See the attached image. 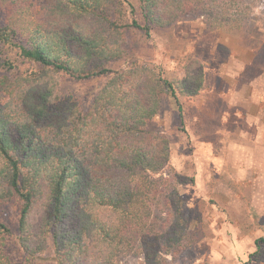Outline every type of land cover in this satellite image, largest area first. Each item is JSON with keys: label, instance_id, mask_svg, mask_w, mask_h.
Masks as SVG:
<instances>
[{"label": "trees", "instance_id": "obj_1", "mask_svg": "<svg viewBox=\"0 0 264 264\" xmlns=\"http://www.w3.org/2000/svg\"><path fill=\"white\" fill-rule=\"evenodd\" d=\"M136 1L146 34L195 14L237 30L250 15L233 0ZM126 4L134 11L131 0H0V207L19 208L17 236L0 220V264H32L48 247L56 264H117L131 253L165 264L190 243L183 177L168 165L167 137L147 126L165 96L181 110L178 97L198 93L203 64L184 56L182 78L134 62L111 70L127 29L139 27ZM61 73L107 77L83 108L60 91Z\"/></svg>", "mask_w": 264, "mask_h": 264}, {"label": "rangeland", "instance_id": "obj_2", "mask_svg": "<svg viewBox=\"0 0 264 264\" xmlns=\"http://www.w3.org/2000/svg\"><path fill=\"white\" fill-rule=\"evenodd\" d=\"M233 1L250 7L240 29L211 27L195 14L169 27L151 26L146 34L138 3L131 0L134 11L126 4L127 20L139 27L126 31L125 57L108 64L111 70L133 62L158 66L167 78L183 77L188 54L203 64L198 93L179 96L181 110L165 96L147 126L167 137L168 165L183 177L178 190L190 243L167 255L165 264H264V0ZM4 19L0 9V23ZM10 56L20 63L14 51ZM106 77L73 79L61 73L60 91L87 108ZM18 210L12 201L0 207V220L14 237ZM32 264H56L51 247ZM117 264L146 260L131 253Z\"/></svg>", "mask_w": 264, "mask_h": 264}]
</instances>
